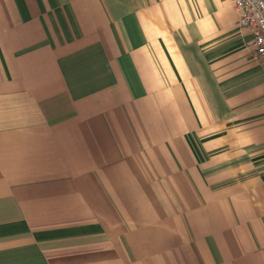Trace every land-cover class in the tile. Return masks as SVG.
Listing matches in <instances>:
<instances>
[{"label":"crops","instance_id":"obj_1","mask_svg":"<svg viewBox=\"0 0 264 264\" xmlns=\"http://www.w3.org/2000/svg\"><path fill=\"white\" fill-rule=\"evenodd\" d=\"M228 0H0V264H264V63Z\"/></svg>","mask_w":264,"mask_h":264},{"label":"built area","instance_id":"obj_2","mask_svg":"<svg viewBox=\"0 0 264 264\" xmlns=\"http://www.w3.org/2000/svg\"><path fill=\"white\" fill-rule=\"evenodd\" d=\"M240 13L239 25L253 31L255 56L264 63V0H228Z\"/></svg>","mask_w":264,"mask_h":264}]
</instances>
